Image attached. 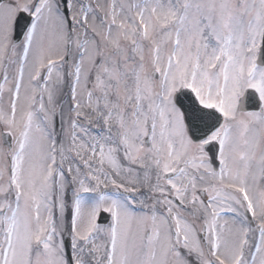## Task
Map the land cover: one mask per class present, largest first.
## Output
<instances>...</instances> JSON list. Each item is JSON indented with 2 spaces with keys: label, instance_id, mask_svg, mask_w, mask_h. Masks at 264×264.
Listing matches in <instances>:
<instances>
[{
  "label": "snow or ice",
  "instance_id": "snow-or-ice-1",
  "mask_svg": "<svg viewBox=\"0 0 264 264\" xmlns=\"http://www.w3.org/2000/svg\"><path fill=\"white\" fill-rule=\"evenodd\" d=\"M0 264H264V0H0Z\"/></svg>",
  "mask_w": 264,
  "mask_h": 264
},
{
  "label": "water",
  "instance_id": "water-1",
  "mask_svg": "<svg viewBox=\"0 0 264 264\" xmlns=\"http://www.w3.org/2000/svg\"><path fill=\"white\" fill-rule=\"evenodd\" d=\"M245 107H246V109H248V110H254V108H253L252 105H248V104H246ZM103 222H105V221H103Z\"/></svg>",
  "mask_w": 264,
  "mask_h": 264
},
{
  "label": "rangeland",
  "instance_id": "rangeland-1",
  "mask_svg": "<svg viewBox=\"0 0 264 264\" xmlns=\"http://www.w3.org/2000/svg\"><path fill=\"white\" fill-rule=\"evenodd\" d=\"M59 131V130H58Z\"/></svg>",
  "mask_w": 264,
  "mask_h": 264
}]
</instances>
